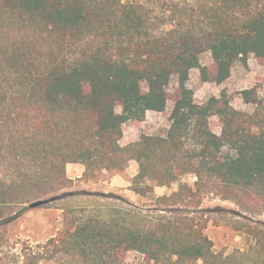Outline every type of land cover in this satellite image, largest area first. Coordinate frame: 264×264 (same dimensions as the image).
<instances>
[{
  "label": "trees",
  "instance_id": "16d2710c",
  "mask_svg": "<svg viewBox=\"0 0 264 264\" xmlns=\"http://www.w3.org/2000/svg\"><path fill=\"white\" fill-rule=\"evenodd\" d=\"M250 57L264 65V0H0V223L14 219L7 210L65 188L68 163L84 165V176H127L141 197L179 183L148 207L116 205L106 219L72 221L37 244L16 237L13 264H122L131 250L148 261L215 264L209 215L264 214V96L257 85L240 91L252 111L225 91L197 102L187 81L199 68L220 84ZM170 99L165 135L122 143L127 121ZM132 161L138 171L128 177ZM203 195L236 208L189 206Z\"/></svg>",
  "mask_w": 264,
  "mask_h": 264
},
{
  "label": "rangeland",
  "instance_id": "374dc122",
  "mask_svg": "<svg viewBox=\"0 0 264 264\" xmlns=\"http://www.w3.org/2000/svg\"><path fill=\"white\" fill-rule=\"evenodd\" d=\"M202 65L212 63L210 51L201 55ZM187 85L194 92L197 102H203L210 96H220L225 91L231 104L240 110L252 111L253 105L245 103L240 91L246 88L258 86V91L264 96V65L259 64L253 57H250L247 64L237 62L232 69L231 75L222 83L203 81L199 68L190 71ZM178 86V76L173 75L170 79L167 90L170 95ZM173 107L170 99L164 111L147 112L144 121H127L123 125L122 143H133L140 139L141 135H165L169 128V116ZM120 111V107L117 108ZM212 127L215 131L220 130L219 119L212 117ZM85 167L82 164L67 166L68 181L66 187L58 190L55 195L58 199L19 212L17 207L5 212L6 216L14 215L13 220L7 223H0V264H13L15 251L14 241L16 237L26 239L31 244H37L54 236L58 231L70 227L72 221L86 219L90 216H102L106 219L113 206L129 207V202L138 206H150L155 203L154 194H171L178 189L179 183H173L168 187L155 188L154 194L146 197L136 195L128 189L130 183L127 176L105 174L99 177L84 176ZM138 171V164L132 161L126 170L128 177L134 176ZM194 176H185L183 182H192ZM72 192L73 195L63 193ZM109 193L120 195L125 201L108 197ZM52 196L42 197L44 199ZM41 198V199H42ZM200 199V198H199ZM198 202L190 203L189 206H215L221 205L227 209L236 208V205L229 200H222L212 195H203ZM37 199H32V201ZM183 205L184 202H181ZM167 215V214H164ZM174 215V214H173ZM172 215V216H173ZM185 217L184 213L177 214ZM249 218L238 216L228 210L209 215V224L206 233L214 241V250L218 253L215 264H264V224L256 220L264 221V214L249 215ZM67 221V222H66ZM74 224V223H73ZM258 233L261 241H256L252 234ZM249 248L246 257H239L237 251H245ZM69 259L67 254L63 255V261ZM173 260L176 257H172ZM167 257H160L159 260L148 261L142 253L131 250L127 252L122 264H167ZM51 264V263H50ZM172 264H174L172 262Z\"/></svg>",
  "mask_w": 264,
  "mask_h": 264
},
{
  "label": "water",
  "instance_id": "95a60500",
  "mask_svg": "<svg viewBox=\"0 0 264 264\" xmlns=\"http://www.w3.org/2000/svg\"><path fill=\"white\" fill-rule=\"evenodd\" d=\"M59 196L60 195H55V196H52V197L46 198V199H37V200H34L31 203H29V207H31V208L38 207L40 205H43L45 203H48L50 201H53V200L58 199Z\"/></svg>",
  "mask_w": 264,
  "mask_h": 264
},
{
  "label": "crops",
  "instance_id": "0c3cea01",
  "mask_svg": "<svg viewBox=\"0 0 264 264\" xmlns=\"http://www.w3.org/2000/svg\"><path fill=\"white\" fill-rule=\"evenodd\" d=\"M148 112H149V111H148ZM75 164H76V163H68L67 166H68V165H75ZM78 164H80V163H78ZM156 188H157V187H156Z\"/></svg>",
  "mask_w": 264,
  "mask_h": 264
}]
</instances>
